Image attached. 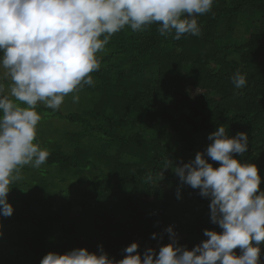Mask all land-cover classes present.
Returning <instances> with one entry per match:
<instances>
[{
	"label": "trees",
	"instance_id": "trees-1",
	"mask_svg": "<svg viewBox=\"0 0 264 264\" xmlns=\"http://www.w3.org/2000/svg\"><path fill=\"white\" fill-rule=\"evenodd\" d=\"M195 18L199 36H161L158 22L140 31L126 25L97 53L93 85L74 92L86 104L82 114L49 116L80 130L45 146L49 178L68 184L58 190L36 176L22 183L13 214L0 217V264H40L49 252L99 246L120 260L133 242L143 258L171 242L169 226L188 250L208 239L205 229L222 232L210 199L174 171L198 152L206 157L218 126L248 135L235 158L257 166L264 190V29L253 33L251 22L264 19V0H213ZM237 71L246 78L240 89ZM259 259L264 264V244Z\"/></svg>",
	"mask_w": 264,
	"mask_h": 264
},
{
	"label": "clouds",
	"instance_id": "clouds-1",
	"mask_svg": "<svg viewBox=\"0 0 264 264\" xmlns=\"http://www.w3.org/2000/svg\"><path fill=\"white\" fill-rule=\"evenodd\" d=\"M212 4L213 0H0V67L10 78L7 94L0 82V216L14 212L7 196L13 183L23 179L22 167L39 168L50 155L34 143L41 120L38 102L57 110L66 95L93 85L89 74L100 68L97 53L126 25L140 31L158 22L161 36L173 30L176 40L184 34L199 36L195 17L209 12ZM232 82L240 89L246 78L237 71ZM78 101L79 96H73V103ZM208 139L212 143L206 157L219 162V167L198 152L194 160L174 166V171L181 185L199 189L202 197L210 199L211 222L222 232L205 229L208 239L188 250L178 245L169 226L165 231L171 242L158 253L148 248L143 258L139 244L133 242L120 260L109 258L99 246L98 253L87 248L49 252L40 264H261L262 178L255 164L235 158L247 151L249 137L245 132L230 136L218 126ZM166 164L173 166L169 159ZM237 248L239 255L234 252Z\"/></svg>",
	"mask_w": 264,
	"mask_h": 264
},
{
	"label": "rangeland",
	"instance_id": "rangeland-1",
	"mask_svg": "<svg viewBox=\"0 0 264 264\" xmlns=\"http://www.w3.org/2000/svg\"><path fill=\"white\" fill-rule=\"evenodd\" d=\"M253 33H260V30L264 29V19L258 18L253 19ZM2 54V53H0ZM0 82H3L5 84V91L6 94L9 91L8 85L10 84V78L6 76V70L0 67ZM73 96H78L76 93H69L65 96L64 101L62 105L60 106L59 110L62 111L64 114H68L70 111L77 112L78 114H82L83 108L85 107L84 103L81 101V97L79 96V101L77 103H73ZM17 103H20L17 101ZM79 105L81 107H79ZM24 106V105H21ZM36 111L41 115V120L37 124L36 129V139L34 143H38L42 149H46L45 146L48 144H51L52 141H59L61 137L67 134H71L73 132L80 131L79 127L77 126H70L67 125L65 122H60L57 119H49L51 113L54 111L50 108H47L43 103L38 102ZM66 133V134H65ZM68 148L69 144H68ZM50 167H47L46 165H41L39 168H34L31 165L23 166L20 172V175L23 177V179L16 181L11 186V189L8 193L7 199L8 202L13 206V208H16L18 205L17 199L20 197L21 194H24L21 188L22 183H34L35 176L37 179H41L44 177V180H41L42 182H50V185L52 187L58 188V190L63 189L66 187V185H61L60 181L56 177H50L48 175ZM57 171L52 169L49 173L52 175L56 174ZM18 184V185H17ZM42 186H45L44 183H42ZM1 217V216H0ZM1 227V226H0Z\"/></svg>",
	"mask_w": 264,
	"mask_h": 264
}]
</instances>
